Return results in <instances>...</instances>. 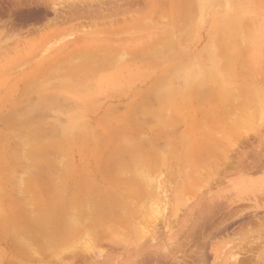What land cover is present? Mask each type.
I'll use <instances>...</instances> for the list:
<instances>
[{"label": "rangeland", "instance_id": "1", "mask_svg": "<svg viewBox=\"0 0 264 264\" xmlns=\"http://www.w3.org/2000/svg\"><path fill=\"white\" fill-rule=\"evenodd\" d=\"M5 1L0 0V12L6 11L0 14V264H264V193L258 191L264 170L252 167L250 133L227 134L228 157L215 164L201 149L218 106L210 78L234 49L221 25L231 14L233 22L245 19L238 23L246 29L240 35L252 46L245 45L250 53L238 51L264 54V0H114L95 4L98 19L90 17L96 7L86 8L84 16V5L82 15L72 17L65 7L72 0H46L43 17L27 16L29 7L20 6L15 26ZM52 3L62 5L58 17ZM117 4L128 8L116 11ZM53 17L64 23L42 39ZM80 25L91 32L83 37L98 33L115 43L78 45ZM234 36L238 41L239 34ZM84 62L99 67L89 71ZM30 145L40 150L30 154ZM105 160L128 164L124 176L120 170L114 179L103 174ZM64 168L70 170L62 175L64 189L88 174L97 195L130 193V208L97 223L92 236L80 230L75 239L38 248L22 232L31 230L33 211L25 206L29 195L21 180L35 175L43 185L48 170L54 179ZM217 197L221 202L214 204Z\"/></svg>", "mask_w": 264, "mask_h": 264}, {"label": "bare ground", "instance_id": "2", "mask_svg": "<svg viewBox=\"0 0 264 264\" xmlns=\"http://www.w3.org/2000/svg\"><path fill=\"white\" fill-rule=\"evenodd\" d=\"M105 1H103V0H72V3H70L71 1L69 2V0H68V2L70 4L69 3L68 4L66 3L67 5L65 3L64 4H65V7L66 6L69 7V10H71V12H72V14L69 12V16L71 14V16L74 17L78 14H80V15L84 14V16H85V13L88 12L86 8H90L93 10L94 7H96L95 4L98 6L106 4V6H107V4L109 5V3L111 4V2H114V0L113 1L112 0H105ZM116 1L117 2H115V3L120 4V2L118 0H116ZM169 1L171 2L173 0H169ZM47 2L48 1H46V0H8L7 2L5 1V7L6 6H7V8L10 7V9H11L10 11H12L11 15L14 16L12 21H11V25L15 26L16 24H18L15 21H16V19H18L19 16H21L18 13L20 8H21L20 6L29 7L28 10L26 11L27 16L36 15V17H38L39 15L41 16L42 13L43 14L46 12L48 13L49 8H47L46 6H48L49 3H47ZM86 2H88V3H86ZM83 3H85V4H83ZM122 3H123V1H122ZM203 3H201V4H203ZM118 4L114 8V10H116V11H118L119 9L123 10V9L128 8L127 7L128 4L126 5V7H122V5L120 6ZM156 4H161V3L158 2ZM84 5H85V7H84ZM30 6H32L33 8L38 6L39 8L37 10H34L33 12H31L32 8H30ZM50 6H52L51 7L52 11L55 12V16L58 15L57 10H59V8H60V10H63V9H61L62 5L59 6V3L58 4L52 3V5H50ZM82 7H84L83 8L84 13L81 14ZM51 8H50V11H51ZM8 10H9V8H8ZM242 10H245V8H242ZM190 11H191V9L188 10V12H190ZM5 12L6 11H4L3 13H5ZM64 12L65 11H63V13ZM3 13L0 12V14H3ZM74 13L76 15H74ZM91 14H94L97 17V19L102 17L101 12L99 11V8H97V7L95 8V10L92 13H90V17H91ZM229 14L230 13H228V15ZM5 15H6V13H5ZM61 15H62V13H61ZM64 15H65V13H64ZM94 15H92V16H94ZM71 16H70V18H71ZM98 16H100V17H98ZM41 17H43V15ZM76 17H78V16H76ZM96 17H95V19H96ZM229 17L221 25V28H222V30L225 29L223 31L224 33L226 32V29H228V32H230L231 38L233 40L232 41L233 42L232 47H234V49L231 51V53L226 55L227 61L225 63H223V64H221L220 62L216 63L218 70H216L215 72H217V73H214L213 76L211 75V78H210L214 84L213 86H215L213 96L215 99V103H217L218 106L216 107V110H215L216 113L213 114L216 116L213 118L215 121V124L213 125V127L210 126V128L207 129V132L203 133L204 135L202 136V140L206 141V142H204L202 144L201 149L204 152L203 156L207 155L206 157L209 156V158L212 160V161H208V162L211 164L212 163L215 164L219 159L228 157L227 152H229V151L226 150V148L228 147V144L225 141L224 137L227 134H235L236 132L244 131L245 133H250L249 135L252 137V140H253V142H252V144H253V152H252L253 156H252V158L253 159L251 160L252 167H259V168L264 170V129H263V125H264V62H263L264 54H263V50H260V51L258 50L259 52H257V53L252 51V54H250V55L242 54L238 51L237 47H241L242 49H245V51H247V52L251 50V48H249L250 46L249 47L245 46L246 44L250 43V42L246 41L247 36H245V34H243V37L240 35V32H244V31H246V29L241 28L240 25H238L240 20L242 23H244L246 20L245 19H240V20L238 19L237 22H233L234 20H231L232 14H231V17L230 18ZM190 19H191L190 13H188L187 18L185 19L186 23H188V25H189ZM13 20H14V22H13ZM18 20L20 21V19H18ZM40 20H42V19H40ZM68 20H71V19L68 18ZM57 21H59V20H57V18L53 17V20L49 23V24H51V23L54 24L53 28H50L48 26L49 25L48 22L45 24L46 26L44 25L45 28L42 30L41 35H40L42 39H48L49 36L53 33V31L56 28H58L59 25H57V24L64 23V21H62V22L60 21V23H57ZM65 22H67V20ZM95 23H97V22H93L91 24L94 25ZM190 23H191V21H190ZM13 30H14V28L12 29V31ZM9 31H11V30H9ZM76 32L77 33L79 32V34H80V36L78 38V45L79 44L82 46L84 45V47H91V46H94L97 44H101V45L105 46V45L115 43L113 40L111 42L109 40V38H104V39L101 38L100 36L97 35L98 33H96L95 35H92L90 37H83V33L85 32L83 29V25L76 27ZM235 33L239 34V36H236L239 38L238 41L236 40V38L234 36ZM84 34H85L84 36H89V35H91V32L88 34L87 33H84ZM112 34L114 35V33H110L109 35H112ZM225 34H227V33H225ZM168 40H169V38L167 39V41ZM169 41H171V40H169ZM167 45H168V43H166V46ZM249 45L252 46L251 43ZM104 49L107 50L109 48L105 47ZM248 53H250V52H248ZM92 54H94V53H92ZM94 55H97L96 52ZM256 58L259 59L257 63L255 62ZM108 59L106 61H108ZM109 61H110V59H109ZM110 63H111V61H110ZM84 64L82 63L81 65H83L86 68L88 65H86L85 62H84ZM93 65L95 66V69H96V67L97 68L99 67L97 64L96 65L92 64V66ZM90 67H91V64H89V66L87 67V69L89 71L94 69V67H91V68ZM143 109H145V108L143 107ZM179 119H181V117H179ZM181 121H182V119H181ZM32 129H34V128H32ZM63 131H64V133H66L65 130H63ZM67 133H72V132L67 131ZM73 133H72V136H75V135H73ZM26 136L29 137L28 135H25V137ZM66 136H68V135H66ZM66 136L64 138H66ZM76 136H78L77 132H76ZM32 137L30 138L31 142L35 138V137H33V138ZM60 137H62V136L60 135ZM64 138L62 140H64ZM69 138H70V136H69ZM56 139H54V141H52L53 143L55 142L54 144H56V142H57ZM70 140H72V139H70ZM27 141H28V139H27ZM31 142H29V143H31ZM32 143H35V142H32ZM58 144L59 143L57 142V145ZM230 145H231V143L229 144V146ZM37 147H39V146H37ZM37 150L39 151L40 149H36L35 146L30 145V154H33ZM149 151H150V148H149ZM41 153H42V151H41ZM55 154L56 153L54 151V155ZM236 154H238V153H236ZM42 155H43V153H42ZM140 157L141 156L138 157L140 159V160L139 159L138 160L141 163L142 160ZM31 158H32V156H31ZM134 158L135 157H133V159ZM106 159H107V157H106ZM143 161H144V159H143ZM27 162H28V160H27ZM37 163H38V161H37ZM106 163H107V161H106ZM134 163H136V162H134ZM203 163H204V161L200 160L197 164L200 165ZM30 165H31V163H30ZM134 165H136V167H138L137 163ZM61 166H62V164H61ZM125 166L127 167L128 164H123V165L119 164L118 165V164H112V163L108 164L107 163L105 165V169H103L104 170L103 174H108V176H111V178L114 179V177H112V176L114 175L115 177H117L115 174H117V172H119V170H120L121 172H119V173L122 176H124V173L126 171H122V170H123V168H125ZM38 167H39V165H38ZM148 167H150V166H148ZM139 168H140V165H139ZM64 169H62V172H61L62 174H59L60 176H62L63 173L66 174L67 173L66 171H68V173H69L70 170H67L68 168H66L65 170ZM141 169H142V163H141ZM147 170H149V169H147ZM59 171H61V170H58V173H60ZM133 171H135V169ZM48 173H49L48 174L49 176L46 177L47 180L49 179V177H51L50 174H52L49 172V170H48ZM58 173H57V175H55L54 179H53V177L50 178L48 183L46 180H43V185L38 184V182H37L38 178L35 175L30 176L29 178L26 177L27 178L26 181H24L23 179L21 180V181H23L22 183H24L23 191L25 190L24 192H26V193L28 192V195L31 197V198H29V196H27L28 198L24 197L25 199H27V201H25V202H28L27 203L28 205L25 204V206H26V208H27V206H30L29 210L33 211V213H31V218L29 219V225L31 227V230L22 231V232L24 233V236H26L27 241L35 242L32 244H36V245L38 244L40 246V248H42L43 245H46V244H49V245L52 244V246H53L57 242H61V243L68 242L70 240V238L71 239L74 238L75 234L77 236V232L81 233L82 231L80 232V230H84L83 232L85 234L87 233L88 236L92 232L91 233V236H92L94 234V231L97 230V226H98L97 223H99L100 221H102L104 219H106V220H108V219L110 220L113 218L117 219L119 214H121V215L123 213L125 214L127 209L130 208V207L127 208V201H128L127 197L129 198L130 193H125L127 197H123V196H120L118 194H116V195H114V194L112 195V193L108 194V192L103 194L102 189H101L102 195H97L94 193L96 188H98V187H96L97 185H95L96 182L88 174H84L82 177L80 176L79 179L74 181L73 185L69 187V190H67V189H64L66 176H62L63 178H60ZM149 173H147V174H149ZM37 174H39V173H37ZM126 174H128V173H126ZM29 175H31V174H29ZM141 175H143V174H141ZM136 178H137V175H136ZM138 178L140 179L142 177L140 176ZM260 180H262V181H260ZM260 180H258L259 187H260V188H258V191H261V193H264V178L260 179ZM61 181H64V183H62ZM127 181H129L131 183L135 182L133 179H129ZM140 182H141V180H140ZM22 183L19 181L18 184H20L22 186L23 185ZM46 183H47V185L45 188L44 185ZM247 183L248 182H246V183H242L240 181L238 182L239 186H242V185L244 186ZM135 184H137V183L135 182ZM144 184H145V182H144ZM49 185H51V186H49ZM15 186H17V185H15ZM17 187H18L17 189L21 188L20 186H17ZM144 187H146V186H144ZM19 191H20V189H19ZM19 191H17V192H19ZM20 192H22V190ZM220 195H222V194H220ZM24 196H26V194ZM20 197H22V196H20ZM260 198H262V197H260ZM129 199H132V198H129ZM22 200H24V199H22ZM258 200L260 201L261 199H258ZM262 200L264 201V199H262ZM216 202H221V197H217L215 199L214 204ZM131 207H132V205H131ZM233 213H231V214H233ZM226 216L227 215H225V217ZM240 220H241V218L239 219V221ZM6 222L8 223V221H6ZM234 223H236V222L234 221ZM99 225H101V224H99ZM102 225H103V223H102ZM239 225H240V223H239ZM260 226L264 230V223H260ZM23 233H22V235L21 234H19V235L23 236ZM13 234H14V232H13ZM82 235H84V234L82 233ZM19 239H21L20 236H19ZM16 241L24 243L23 240L22 241L16 240ZM111 243H112V241H111ZM251 244H252V242H251ZM29 245H30V243H29ZM25 246H26V244H25ZM39 246H38V248H39ZM50 247L49 248L46 247V248H48V250H49ZM27 248H28V246H27ZM51 249H53V248L51 247ZM29 250H30V248H29ZM86 250L88 251L89 247H86ZM46 252H47V250H46ZM101 253H102V250H101ZM147 254H149V253H147ZM232 256H233V254H232ZM85 259L84 260L82 259V260L85 261ZM94 259H95V257H94ZM105 259H106V257H105ZM109 259L111 261L112 258L109 257ZM169 263H170V261H169ZM87 264H89V263H87Z\"/></svg>", "mask_w": 264, "mask_h": 264}, {"label": "crops", "instance_id": "3", "mask_svg": "<svg viewBox=\"0 0 264 264\" xmlns=\"http://www.w3.org/2000/svg\"><path fill=\"white\" fill-rule=\"evenodd\" d=\"M48 181V180H47Z\"/></svg>", "mask_w": 264, "mask_h": 264}]
</instances>
